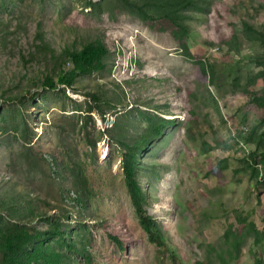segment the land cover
<instances>
[{"label":"rangeland","instance_id":"rangeland-1","mask_svg":"<svg viewBox=\"0 0 264 264\" xmlns=\"http://www.w3.org/2000/svg\"><path fill=\"white\" fill-rule=\"evenodd\" d=\"M213 2L186 13L184 53L117 1L0 0V220L50 240L32 264L59 252L62 238L80 252L65 264H89L86 255L90 264H222L229 229L254 222L264 231V184L243 164L264 152V46L242 33L244 18L264 23V0ZM217 2L234 10L224 25L210 22ZM95 42L108 51L102 71L71 88L44 86L56 82L63 52ZM198 60L223 72L218 87ZM154 118L169 123L143 144ZM130 153L162 248L132 205L122 163ZM46 217L61 221L57 236L45 233ZM251 249L264 264V242L254 247L251 237L228 264H256Z\"/></svg>","mask_w":264,"mask_h":264},{"label":"trees","instance_id":"trees-1","mask_svg":"<svg viewBox=\"0 0 264 264\" xmlns=\"http://www.w3.org/2000/svg\"><path fill=\"white\" fill-rule=\"evenodd\" d=\"M116 1L121 4L122 9L128 14L138 15L146 23L150 21V23L146 24L148 29L156 30V28H160L170 33L183 48L184 53H189L185 40L189 32L186 13L199 3L203 6L199 5L201 11H208L214 3V0H101L99 7L100 9H104V6L113 4ZM219 6L220 4L218 2L215 3L210 13V22L213 25H224L228 20V14L234 13V10L230 8H224L223 12H221ZM88 7L94 8L91 1H89ZM263 7L262 4L258 5V8L263 9ZM242 33H245L251 43H260L264 46V23L257 24L253 20L244 18L242 19ZM232 36H235L234 32ZM107 53L108 51L105 45L100 42L88 43L81 50H66L62 53V58L58 61L60 68L57 71L56 82L53 78H47L44 86L53 90L56 89L57 84L71 88L77 77L90 76L102 71L105 68L104 60ZM69 63L73 65V69L67 70L66 65ZM196 63L201 74L207 77L209 84L214 88L216 86L218 87L223 79L221 77L223 72L217 71L212 62L198 60ZM253 77L254 75L249 79ZM239 81L238 78L234 77L232 85L234 86L235 83L238 86ZM249 88L246 86L244 91H251ZM156 119L158 120L154 118L152 126L147 127L145 134L139 138L141 143L146 144L158 138L161 130L169 123L166 119ZM136 154L130 153L123 156L122 163L125 183L129 189L131 202L139 218L140 226L148 234L150 241L162 248L166 244L163 226L155 219H152L143 209L142 201L144 202L146 196L140 189L137 178L135 177L137 169V163L135 162ZM261 155L260 158L253 152L249 154L248 159L243 161V164L253 172V177L257 180V183L264 184V181H262L264 179V152ZM75 200L82 201L81 197ZM43 220H46L45 224L50 228L45 233H54L57 236L61 221L59 219L57 221L56 218L54 219L52 217H46ZM239 222L247 223V219L244 218L242 221L239 219ZM29 224L27 226L31 225ZM30 229L0 220V264H32L31 261L35 259V254H37V245L40 246V249L49 246L50 240L42 239V236L37 238L36 234L40 233H33L31 231L32 229ZM247 237L253 239L254 247H259L264 242V231H259L254 222L249 223L244 232H235L229 229L225 233L226 248L222 252L216 253L218 254L220 262L222 264H228L229 260L236 259L240 254L244 239ZM34 242L36 247L30 248ZM57 248L59 252L55 253L51 258L44 260L42 264H65L66 262L63 261L64 258H68V253H80L77 250L79 245L69 239L67 241L63 238L61 240L59 239L57 241ZM250 252L253 253L255 251L251 249ZM223 254L229 257L228 260H225L222 256ZM253 255L255 256V263L259 264L256 258L258 256L256 253H253ZM89 256L86 255V258L90 264Z\"/></svg>","mask_w":264,"mask_h":264}]
</instances>
